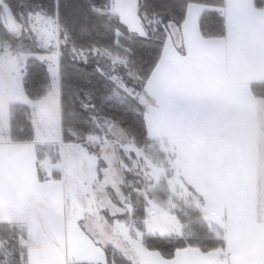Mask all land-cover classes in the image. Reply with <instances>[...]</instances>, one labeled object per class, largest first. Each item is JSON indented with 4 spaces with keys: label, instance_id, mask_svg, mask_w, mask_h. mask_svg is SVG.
Here are the masks:
<instances>
[{
    "label": "snow or ice",
    "instance_id": "6c2138e0",
    "mask_svg": "<svg viewBox=\"0 0 264 264\" xmlns=\"http://www.w3.org/2000/svg\"><path fill=\"white\" fill-rule=\"evenodd\" d=\"M0 264H264V0H0Z\"/></svg>",
    "mask_w": 264,
    "mask_h": 264
},
{
    "label": "trees",
    "instance_id": "16d2710c",
    "mask_svg": "<svg viewBox=\"0 0 264 264\" xmlns=\"http://www.w3.org/2000/svg\"><path fill=\"white\" fill-rule=\"evenodd\" d=\"M65 2H66L68 5H72L73 3L76 2V0H65ZM68 10L70 11L71 9L69 8ZM40 76H41V74H40L39 70H37V71L34 73V77H33L35 83L38 84V82H39V80H40Z\"/></svg>",
    "mask_w": 264,
    "mask_h": 264
}]
</instances>
